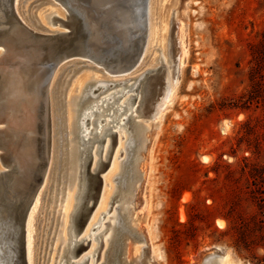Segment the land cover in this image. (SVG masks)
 <instances>
[{"label":"rangeland","instance_id":"374dc122","mask_svg":"<svg viewBox=\"0 0 264 264\" xmlns=\"http://www.w3.org/2000/svg\"><path fill=\"white\" fill-rule=\"evenodd\" d=\"M171 8L182 22L185 43L175 97L157 128L150 125L152 142L145 154L144 175L139 160L150 123L143 126L148 120L140 111L138 122L128 123L132 134L124 140L130 143L108 207L111 213L117 211L120 224L108 247L99 246L86 264H216L217 258L211 255L200 263L216 249L230 253L235 264H264V0H169L168 11ZM18 12L24 23L41 33L65 29L59 21L47 20L51 16L63 20L66 14L55 0H21ZM175 24L168 26L170 32L176 33ZM159 52L155 46L153 53ZM82 61L64 65L52 86L54 93L62 91L81 72L93 70L94 77L77 95L73 130L66 106L54 111L50 105L52 144H57L52 146L51 170L35 218L32 264H57L65 240L72 238L68 215L73 214L76 200L67 198L77 183L70 175L79 169L76 162H69L67 148L80 147V119L94 101L86 93L102 87L95 83L99 80L141 81L142 106H146L149 83L163 70L145 65L148 55L135 72L112 78L101 67ZM114 90L109 88L100 98ZM53 96L51 100L57 101V94ZM61 97L67 103L64 93ZM41 107L39 112H43ZM110 111L97 119L106 121ZM117 115L108 135L90 143L86 177L93 187L72 220L77 240L84 236L96 209L119 142L123 116L117 119ZM41 126L39 122V134ZM107 142L110 147L105 152ZM95 156L99 162L93 172ZM0 168L7 169L1 158ZM67 200L71 206H66ZM88 237L78 245L74 258H65L68 264L89 254L93 242Z\"/></svg>","mask_w":264,"mask_h":264},{"label":"bare ground","instance_id":"6f19581e","mask_svg":"<svg viewBox=\"0 0 264 264\" xmlns=\"http://www.w3.org/2000/svg\"><path fill=\"white\" fill-rule=\"evenodd\" d=\"M62 1L82 17L87 28L91 31V33H93L92 40L94 43L92 46V51L97 62L95 61L92 64L104 69L106 73L112 78L125 76L135 72L141 67L148 55L150 61L145 65L149 63V66L153 69L157 66H160L163 69L162 71L161 69L159 70L161 73L159 72L158 76H155L154 79L152 78L153 81H149V87L147 88L148 103H146V106H142L144 101L142 96L143 90H140L139 88L141 81H132L131 79L124 81L99 80L95 83L102 85V87L98 86L95 91L91 89L86 93V97L92 95L94 101L90 106L85 108L80 119V147L71 145L69 148H67L69 162H76L79 169L74 176L70 175V179H75L77 183L73 194L70 192L67 198L68 200H76V204L73 203V206H75L73 214L70 213L68 215L69 217L71 216L72 226V220L76 212L83 207L87 198L88 190L93 187L91 184L89 185L86 177L88 147L93 140L102 138V136L105 134L106 126L109 124V122L114 121V114L116 112H118L116 117L117 119L123 116L126 111L129 112L128 114L124 115L122 119L120 118L121 122L118 127L120 132L119 135L117 134L119 136V142L115 149L109 172L104 176L103 188L96 209L85 226V229L83 230L84 236L82 235L79 240L75 239L76 235L74 232L77 231H72L73 227L70 225L69 229L71 228L72 238L65 240L62 255L60 256V259L57 263L68 264L65 258H74L73 256L76 252V249H78V244L85 242L88 236H92L91 240L93 243L90 246L89 254L85 253L88 255H83L81 257L79 256V259H76L75 262L71 263L86 264L87 260L91 257V254L99 249V246L103 245L105 248L108 247V245L113 240L114 229H116V227L120 224V221L116 219L118 215H116L117 211L115 214L111 213L112 211H110L108 207L110 206V200L115 190V178L120 172L121 165L124 162L122 157L124 154H126L127 147L130 143H127L124 140V138H129L132 134L128 123L133 121H135V123L138 122H136L138 119V111L141 112L145 120H148L143 122V126L146 122L150 123L146 126L147 133L144 137V146L142 147L143 154H141L139 160L142 170L141 175H144V165L146 163L145 154L150 151L149 145L152 142L151 135L149 134L150 125L154 124L155 128H157L158 123L163 119L168 107H170V105L173 103L176 88L179 82L180 68L183 64L182 59L185 55V43L182 35V22L179 21L177 17H174V12L176 10L171 8L168 11L169 0H147V6L144 13L142 12V9L134 3L135 0ZM18 6L19 0H16L14 8L15 12L19 16ZM60 6L65 10L66 14L64 16L65 18L63 17V20L67 22H60L65 29L61 31L56 30L53 34L66 31L70 29L73 24L68 22L67 15L69 14L66 9L62 5ZM158 8L160 9L159 12ZM170 10L172 11L173 17H170ZM1 15L2 14L0 12V16ZM160 15L162 18H159L158 20ZM54 18V16L47 17V20H53ZM21 21L24 23L23 20ZM173 23H176L175 25H177L176 33H173V31L170 32L168 28V26ZM24 24L31 28L26 23ZM144 26L145 32L143 33ZM114 36H116L118 40L112 44ZM4 43L8 46L9 50L8 52L4 53L2 47H0V124H4L3 127H0V150L2 151V153H0V158L7 169L2 171L0 168V176L4 177V172L12 169L15 166L18 167L20 172L25 176L27 175V170L30 169V167L32 168L36 161L35 137L39 130V102L41 93L45 88L46 80L43 74L34 70V66L31 63L24 62V64H14V59L22 60L18 56V45L14 40L8 38L4 41ZM111 45L113 46L111 50L114 51L113 56L119 54V58L117 57L116 61H114L112 56L111 59L113 62L110 61V63H108L109 66H106L105 64H107L109 61L101 58V53L104 51V49ZM155 46L159 47L160 52L158 55L153 53ZM131 58H133V61L129 63ZM65 61H63L57 68L50 82L48 83L47 95L50 105L53 104L55 106L54 111L66 106L67 120L71 131L75 125V112L77 111L76 98H78L77 95H79L80 92L84 90L83 88L87 81L93 78L94 74L93 70L86 69L76 78H74L69 85L67 83L68 87L63 88L62 91L56 90L57 92L54 93L55 90H52V86L54 85L58 71H60V69L67 64ZM125 62H128L129 64H126ZM126 82L128 83V86H125ZM117 86H119V88L114 90ZM145 87H147V85H145ZM109 88L114 91L109 92L104 97L100 98V96L106 93ZM98 90L101 91L100 94L95 93ZM63 93L68 98L67 103L63 102V97H61V94ZM53 94H57V101H55L56 99H53L54 101L51 100L54 97ZM116 103H118L117 107H115ZM79 104L81 103L79 102ZM105 110H111L108 114V119L106 121L103 119H97V117L102 115ZM58 117L60 118V116ZM56 118L57 115H55V121L57 120ZM125 126V129H121ZM95 127L96 131H94ZM56 144L55 142L52 144L53 148ZM109 145V142L104 145L106 146L105 152L108 150ZM55 155L56 154H54V156ZM98 162L99 161L95 156L92 169L93 172L96 170ZM50 167L49 169L51 170ZM49 172L50 171H48L43 186L38 192L27 217L25 237L26 264L33 263L32 250L35 236V218L36 215H38L37 211L40 207V203L44 195L43 193L47 186ZM68 200L66 201V206H69V204L71 206V203ZM11 223L12 222L7 215L6 209L0 206V264H15L16 254L14 252V241L12 237L15 236L16 233H14ZM108 224L110 225L109 229L107 228ZM101 236H103L101 241L96 243V240ZM63 237H65V233H63ZM140 246L141 245H139L138 248H140ZM210 255L217 258L216 264H235L230 253H225L217 249L205 254L202 257L200 263H203L204 259ZM194 260L198 259L195 258ZM90 261L93 262L92 259ZM198 261H200V259Z\"/></svg>","mask_w":264,"mask_h":264},{"label":"water","instance_id":"95a60500","mask_svg":"<svg viewBox=\"0 0 264 264\" xmlns=\"http://www.w3.org/2000/svg\"><path fill=\"white\" fill-rule=\"evenodd\" d=\"M15 1L0 0V12L2 14L0 16V47L6 53L9 48L4 41L7 38L14 40L18 45V56L22 59H14V64L29 62L34 66L35 71L45 76L46 80L39 102V108L43 106V112L38 111L39 122H41L42 126L39 137H37L38 132L35 137L36 161L32 168L30 167L27 170V175L25 176L16 166L5 171L4 177L0 176V206L6 209L7 215L12 222L14 233H16L12 237L16 254L15 264H26L25 237L27 217L38 192L43 186L52 158L50 102L47 95L48 83L54 72L65 60L66 63L74 60L94 63L96 60L92 51L94 43L92 40L93 33L87 28L82 17L62 0L55 1L66 9L69 14L67 15L68 22L73 24L70 29L57 34L41 33L26 26L15 12ZM134 3L142 9L143 13L145 12L147 0H135ZM54 19L61 23L67 22L58 17ZM144 32L145 26L143 27ZM117 40L118 38L114 36L112 44L117 42ZM112 47V45L108 46L101 53V58L109 61L105 64L106 66H109L108 63L110 61L113 62V60L116 61L117 57L119 58V54L113 56ZM112 56L113 60L111 59ZM132 61L133 58H131L129 63ZM125 63L129 64L128 62ZM111 123L109 122V124ZM109 124L106 126L105 134L98 142H101L108 135V131L112 128L109 127ZM112 134L116 133L112 132ZM89 149L90 145L87 150L86 166ZM98 152L99 148H97ZM91 179L94 180V176Z\"/></svg>","mask_w":264,"mask_h":264}]
</instances>
